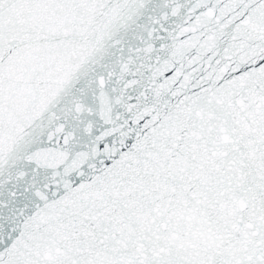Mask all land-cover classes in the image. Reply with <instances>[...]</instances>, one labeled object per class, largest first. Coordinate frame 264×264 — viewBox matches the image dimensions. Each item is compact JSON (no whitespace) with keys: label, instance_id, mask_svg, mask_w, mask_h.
<instances>
[{"label":"snow or ice","instance_id":"1","mask_svg":"<svg viewBox=\"0 0 264 264\" xmlns=\"http://www.w3.org/2000/svg\"><path fill=\"white\" fill-rule=\"evenodd\" d=\"M0 264H264V0H0Z\"/></svg>","mask_w":264,"mask_h":264}]
</instances>
